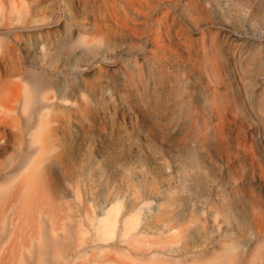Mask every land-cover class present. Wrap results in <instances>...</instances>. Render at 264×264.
<instances>
[{"label": "bare ground", "instance_id": "obj_1", "mask_svg": "<svg viewBox=\"0 0 264 264\" xmlns=\"http://www.w3.org/2000/svg\"><path fill=\"white\" fill-rule=\"evenodd\" d=\"M171 1L69 0L61 37L38 40L30 54L22 56L12 44L0 45V232L37 234L26 248L36 264L84 259L89 242L81 239L73 246L69 237L73 233L80 236L87 229L101 235L104 242L108 241L104 234L117 231L115 245L98 246L102 251H114L116 259L123 255L120 247H126L144 264H264V201L252 188L254 182L264 191V159L255 141L231 123L236 118L237 99L231 103L221 86V51L216 42L198 39L195 30L189 33L186 26L194 25L187 16L177 21L169 11L160 12L151 29L155 34L152 42L162 49L166 42L161 31H165L169 42L192 59L205 78L197 89L190 82L181 83L186 79L182 73L169 72L160 64L149 68L137 60L118 67L115 77L102 76L99 70L90 72L85 65L76 84L67 86L62 77L80 55L96 61L119 32L138 44L141 37L136 31H143L141 21L147 13ZM57 4L58 0H0V18H13L30 31L46 25ZM42 10L47 15H39ZM104 56L111 59L112 53ZM234 79L237 85L242 83L235 74ZM101 104L116 105V110L111 108L116 111L118 128L115 148L121 150L131 135L138 141L139 147L133 145L131 153L143 157L147 170L146 177H139L140 184L138 180L131 185L125 176L127 162L111 166L114 173H101L96 166L103 150L94 156L97 160L88 158L90 141L98 133L106 135L100 125L108 112L105 105L102 112ZM251 109L257 116L255 108ZM181 116L185 118L180 120L182 124L178 122ZM151 120L167 130L181 128L176 135H183V144L157 140L161 133H155V138L147 130L149 124L154 125ZM57 159L66 161L59 188L51 169ZM251 168L256 170L255 176L247 174ZM99 169L104 168L99 165ZM86 184L89 189L81 199L79 192ZM81 208L88 216L86 223L76 219ZM91 208L95 217L88 214ZM145 217L157 221L148 224ZM111 258L106 264L112 263Z\"/></svg>", "mask_w": 264, "mask_h": 264}, {"label": "rangeland", "instance_id": "obj_2", "mask_svg": "<svg viewBox=\"0 0 264 264\" xmlns=\"http://www.w3.org/2000/svg\"><path fill=\"white\" fill-rule=\"evenodd\" d=\"M58 2L60 4L59 5L57 4L55 10H53V13H52L53 15H51L50 17L51 19L49 20L50 22L47 21L46 25L45 24H43V26L39 25L30 31L23 30L22 26L19 23H16L15 20H13V18H9V17L0 18V45H4L6 43L12 44L15 48V52L19 56H22V55L30 54L29 52L32 51V47L35 45V43L38 40L42 39L44 41H47L55 37L56 38L61 37V35L63 34L64 22H67L66 10H67V5H68L69 0H62V1L58 0ZM191 2H194V3H191ZM188 3L192 7L189 6ZM165 11H169L174 17V19L177 21H182L183 17L187 16L189 19H191V22L194 25V27H190L189 25L186 26L187 29L189 28L188 29L189 33H191L192 30H195L194 33L197 34L196 36L199 37L198 39H205L208 41L211 40L218 44L219 49L221 51L219 60H220V66H221V71L223 75L221 86L222 87L224 86L223 88L226 94L228 95L229 100H232L231 103H235L237 99V103H236L237 105L235 109L236 118L231 120L232 121L231 123H233L232 125L234 126L238 125L237 128L238 129L240 128L239 131L241 133L246 134L249 137L250 141L252 142L255 141L253 144L254 145L256 144L255 147H257V152L260 158L264 159V140H263L264 139V136H263L264 135V109H263L264 108V98H262L264 97V0H194V1L193 0H172L171 2H169L167 5H164L163 7L154 6L147 13L146 17L141 21L142 22L141 24L143 26L142 28L143 31H138V32L136 31V34L139 33L141 37V41L138 44L135 45L134 43L127 41L126 40L127 36L124 33L119 32L113 38L114 41H112V44H111L112 47L110 46V49H108V51H102L101 53L103 54L102 55L100 54L99 58H97L98 60L96 59V61L90 62L89 60H87L86 56L84 55H80L77 58L73 59L71 61L72 69L65 70L61 73L62 77L65 79L66 85L71 86V85L76 84L77 80L82 74L81 72L82 65L87 66L90 72L91 71L98 72L99 70L102 76L115 77V70H117L118 67L120 66L124 67L127 63L137 60V62L141 61L143 65H147L148 67L151 66L149 68H152L157 64H160L162 67H164V69L168 70L169 72H173L175 74L182 73L184 74V76H186V79L188 80L187 81L185 79L184 82H181L183 85H186L185 84L186 82H190L192 84L190 86H193L195 89L200 87L201 84L199 83L200 82L202 83L203 79L205 78L202 76L203 79H201L202 77L198 73L199 70L196 68V66H194L195 64L193 63L192 59L189 57H186L181 52V48L177 44L169 42L170 37L167 35L165 31H161V35L165 39V42H166V45L162 47V49H158L155 46V43L152 42L153 37L155 36V34L152 33V30H151L153 29V24L156 22V19L159 18L160 12L164 13ZM125 13L127 14L129 18H134L133 14L131 13L129 14V12L127 11ZM39 15L41 16L47 15V11L42 10V12H39ZM58 23L60 25H58ZM66 25L68 26V28L70 27V23ZM202 30L205 33L202 32ZM198 32L199 33L201 32V33L199 34ZM147 35L148 37H146ZM150 42L152 43V45ZM154 47H156L159 52L156 51ZM109 52L112 53L111 59H114V60L105 58L104 54H107ZM127 57H129V59ZM141 57L142 59H140ZM148 57L153 61H151ZM246 62H248V64H246ZM181 67H185L186 69L181 68ZM192 67L195 70V72L193 71ZM228 67L230 68V70L228 69ZM192 71L194 72V74ZM234 74L240 77L241 82H242L240 85L236 84V81L234 79ZM189 78L191 79V81ZM228 79L231 82V84H229L230 82H228ZM227 87L229 90L227 89ZM232 90L236 92H233ZM248 90L250 91L251 94L249 93ZM247 92H248V95L250 94L249 96L247 95ZM127 95L130 96V93L129 94L127 93L126 96ZM129 96H127L129 100L131 101L133 100L134 102V97L131 95L130 96L131 98H130ZM253 99H255L258 104ZM103 105L105 104H101L100 108H103L102 107ZM135 106L137 107L136 104ZM112 107L115 109L116 105L115 104L105 105V110L104 108L101 109L102 112L106 111V109L108 112L107 116L104 117V120L103 122L101 121L102 124L100 125L101 126L100 128L103 131L105 130L106 135L105 137H103L102 135L98 133V136H96V139L94 138V141L93 140L90 141L91 143H89L90 145H88L87 147V154L89 153L88 158H90V160L96 159L94 156H96L97 152H99L100 149H101L100 151L103 150L102 152L104 153V155L103 157L98 159L99 161L97 162V166H96V170H99L100 172L102 171L101 173H103V171H106V170H109L110 171L109 173H114L116 169L114 170L111 166H114L115 164L119 162H125V163L127 162V167H129V170L131 171L133 169L135 170H133L132 172L130 171V174H129V170L127 168L126 171L128 172H125V176L126 175L129 176L128 178L127 177L126 178L130 181V183L132 182L131 185L138 184V180L140 179L139 177L141 178L142 176L143 178L146 177L147 170L144 169L145 166H143L146 164V162L144 161L143 157L140 154L138 156V154L134 155L133 153H131V149L133 148V145L134 147L135 146L139 147L138 141L135 139V136L133 135H131L132 136L131 140L134 142H132L131 140L126 141L121 150H118L117 148H115L117 146L118 128H117V123H116L117 121L116 117H114V115L116 114V111H115L116 109L112 110L111 109ZM252 107L255 108V112H257L258 114L255 117L253 116L251 112ZM109 112H110V115H109ZM113 112H114V115H113ZM155 114L156 113L154 112L152 113L153 116H155ZM147 115L150 116L151 114L147 113ZM106 118H107V122H106ZM183 118L184 116H181L178 122L182 124L181 121L182 120L184 121L185 119ZM147 121L150 122L149 119H147ZM155 121L151 120L152 125L155 123ZM253 125L255 127L257 126L256 128H258L259 130L258 129L256 130V128H254ZM149 126H150V129H147V130L151 135L154 133L155 138H157L158 135L161 133L159 135L160 138H158L157 140H160V141L162 140L161 142H164L168 145H174V144L180 145V143H182L181 138L183 137V135L182 134L176 135V133L180 131L181 128H177L175 130H167L164 127H159L158 125L156 126L154 124L153 126L158 131H155V129L152 126V128L154 129L153 131L151 130L152 128L150 124ZM102 127L105 129H103ZM108 127L110 130L108 129ZM146 128H147V122H146ZM243 129L245 130V132H243L244 131ZM111 130H112V133H110ZM163 130L167 131L168 134L166 132H163ZM53 133L54 132L52 130L51 135H53ZM155 133L158 135H156ZM258 133L259 135L257 137ZM171 134L172 136H174V139L172 138ZM168 135L171 136V140ZM108 136H112V139H114L113 143L115 142L114 145L112 143V139H110L111 137L108 138ZM251 136H252V139H251ZM257 139L259 141L262 139L260 141V144ZM111 149L113 152L110 151ZM170 159H174V158H170ZM165 162H166V165L167 166L169 165L168 167H170L169 158H166ZM65 164H66V161L64 159H57L51 165L56 187L58 188L61 186L62 177H63L62 172L65 168ZM98 164L100 165V168H104V169L102 170L99 169ZM133 172H136V173H133ZM246 172L250 176L256 175L255 174L256 170L254 168L248 169ZM140 180H139V184L141 183ZM252 188L254 189V192L264 201V191H262L261 188L258 187V185L255 184L254 182L252 184ZM87 189H89V186L87 184L82 186L79 192V195H80L79 198L81 199L83 198L84 191H86ZM78 202L79 204H81L80 202L82 201L79 200ZM93 210L94 209L91 208L88 214L90 216L95 217L96 211L95 210L93 211ZM182 212L183 211H181V213ZM87 217L88 216H85L84 214V209L81 208V213H79L76 216V219L78 222L86 223ZM2 219H0V223L2 222ZM180 219H182L181 215H180ZM144 221H146L148 224H152V223H155L157 219L145 217ZM35 235L37 236V234L30 233V232L12 233V234L0 232V264H24L25 261L27 264H31L32 262L34 263L35 261L32 260L28 256V253L26 252V248L29 246V242H30L29 240H31V238H33V236ZM118 235L119 234L117 233V231L104 234V237L108 239L107 242H104L103 241L104 238H102L101 235H98V233H96L94 230L87 229L86 231H83V233H81L80 236L77 235L76 233L71 234L69 237V241L72 243L73 246H75L77 242L80 241L81 239L82 240L84 239V241H88L89 245H87L85 248L83 247L84 251H86L84 259L74 258L75 260H72L73 259L72 257L71 262L68 260L69 262H66L65 264H73V262L74 264L75 263L81 264L83 261L86 262V263L83 262L84 264H93V262L94 264H104L106 260L111 258V256L113 255L115 256L116 253L110 250L109 252H107L108 250L102 251L99 249H101L102 247L103 248L106 247V244L107 245L110 244L112 246L115 245L116 244L115 240L117 239ZM243 237H247V232L243 233ZM91 241L95 244L91 243ZM92 246L96 249H94ZM98 246H99V249H98ZM120 250L121 252H123V255H120L121 258H118V259H116L117 256H115L114 258L112 257L111 260H113L115 263L111 261L112 262V263L110 262L111 264H140V263L144 264L143 262H139L136 259H134V257L132 256L134 252L132 250H129L126 247L124 248L120 247ZM125 254L130 255V257L125 258V256H127ZM22 256L25 258L24 260H22L23 259ZM19 257H22V258H19ZM20 262H23V263H20ZM106 263L107 262H105V264Z\"/></svg>", "mask_w": 264, "mask_h": 264}]
</instances>
